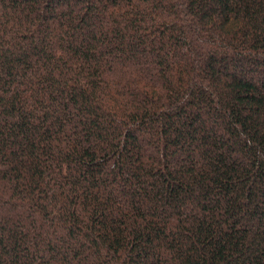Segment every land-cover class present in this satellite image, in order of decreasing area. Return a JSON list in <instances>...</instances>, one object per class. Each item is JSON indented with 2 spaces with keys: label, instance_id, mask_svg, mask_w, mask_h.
<instances>
[{
  "label": "trees",
  "instance_id": "trees-1",
  "mask_svg": "<svg viewBox=\"0 0 264 264\" xmlns=\"http://www.w3.org/2000/svg\"><path fill=\"white\" fill-rule=\"evenodd\" d=\"M0 264H264V0H0Z\"/></svg>",
  "mask_w": 264,
  "mask_h": 264
}]
</instances>
